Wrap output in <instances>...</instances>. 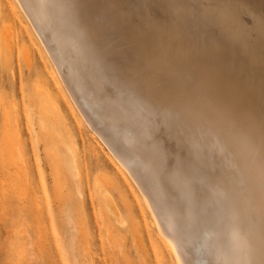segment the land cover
<instances>
[{"label":"bare ground","instance_id":"6f19581e","mask_svg":"<svg viewBox=\"0 0 264 264\" xmlns=\"http://www.w3.org/2000/svg\"><path fill=\"white\" fill-rule=\"evenodd\" d=\"M13 2L172 264H264V0Z\"/></svg>","mask_w":264,"mask_h":264},{"label":"rangeland","instance_id":"374dc122","mask_svg":"<svg viewBox=\"0 0 264 264\" xmlns=\"http://www.w3.org/2000/svg\"><path fill=\"white\" fill-rule=\"evenodd\" d=\"M15 3L0 0V264H172Z\"/></svg>","mask_w":264,"mask_h":264}]
</instances>
